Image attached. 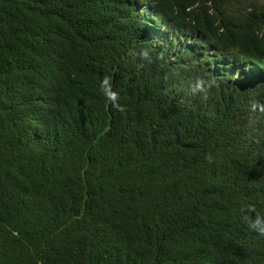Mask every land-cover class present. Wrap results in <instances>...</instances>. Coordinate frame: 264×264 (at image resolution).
<instances>
[{
	"label": "trees",
	"instance_id": "obj_1",
	"mask_svg": "<svg viewBox=\"0 0 264 264\" xmlns=\"http://www.w3.org/2000/svg\"><path fill=\"white\" fill-rule=\"evenodd\" d=\"M257 217L264 0H0V264H264Z\"/></svg>",
	"mask_w": 264,
	"mask_h": 264
},
{
	"label": "clouds",
	"instance_id": "obj_2",
	"mask_svg": "<svg viewBox=\"0 0 264 264\" xmlns=\"http://www.w3.org/2000/svg\"><path fill=\"white\" fill-rule=\"evenodd\" d=\"M145 55H147V53H145ZM105 83H107V81H105ZM200 91H204L203 82H198L193 89L194 93ZM110 99L115 101L116 94L115 93L110 94ZM251 227L254 230L258 231L261 235H264V217H257L255 221L251 224Z\"/></svg>",
	"mask_w": 264,
	"mask_h": 264
}]
</instances>
